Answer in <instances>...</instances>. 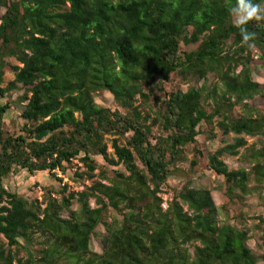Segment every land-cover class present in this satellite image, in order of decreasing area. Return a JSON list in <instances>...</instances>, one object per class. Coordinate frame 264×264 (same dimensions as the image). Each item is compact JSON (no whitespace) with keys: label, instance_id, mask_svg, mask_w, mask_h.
<instances>
[{"label":"trees","instance_id":"obj_1","mask_svg":"<svg viewBox=\"0 0 264 264\" xmlns=\"http://www.w3.org/2000/svg\"><path fill=\"white\" fill-rule=\"evenodd\" d=\"M235 4L0 0V264H258L248 232L220 222L210 190L185 185L166 210L160 196L184 149L198 145L201 126L215 120L211 140L224 146L207 165L223 178L226 199L239 201L264 185V147L248 148L244 138H264V107L250 104L262 94L252 64L264 67V20L246 25L255 36L244 45L230 14ZM253 47L262 52L254 62ZM6 73L14 80L3 89ZM173 76L204 83L169 91ZM18 89H25L23 125L13 137L4 130L11 106L3 101ZM99 92L111 94L116 109L96 104ZM139 101L153 111L149 124ZM241 149L252 167L230 170L226 160ZM194 152L205 164L200 149ZM99 160L115 169L113 179L102 173L95 180ZM17 169L48 173L56 183L43 189L42 202L30 201L4 183ZM72 170L82 191L57 175L78 183L68 176ZM75 203L79 210H72ZM110 208L122 219L106 221ZM95 236L101 254L92 250Z\"/></svg>","mask_w":264,"mask_h":264},{"label":"rangeland","instance_id":"obj_2","mask_svg":"<svg viewBox=\"0 0 264 264\" xmlns=\"http://www.w3.org/2000/svg\"><path fill=\"white\" fill-rule=\"evenodd\" d=\"M196 47V46H195ZM252 61L258 60V55L262 52L257 47L252 48ZM253 61V62H254ZM9 62L13 65H19L14 59H9ZM255 68V71L252 74V79L254 82H257L262 87V94L257 96L252 103H250L253 107H264V67L256 66L255 63L252 64ZM241 70V68H239ZM209 79L215 78V75L210 74L208 76ZM14 80V75L11 73H6L3 77V83L1 84V88L5 89L10 82ZM216 80V79H215ZM204 83L202 81L195 80H185L179 79L178 76L172 77V82L166 86V89L171 91L174 89H180L183 92H187L189 88L196 87L201 88ZM25 94V89H18L17 91L11 92L6 95V99L3 103H8L11 106L10 111L6 114L4 118V130L6 133L13 137H18L21 135V127L23 125L20 119V112L22 108L21 98ZM95 102L101 107L109 108L111 110L116 109L113 96L107 92H99L94 95ZM136 107L142 112V115L145 119L148 120V124L152 122L153 116L152 109H149L148 105H145L143 102L139 101L136 103ZM204 107L208 112L213 110L212 101L208 100L204 102ZM241 112V111H239ZM150 117V118H148ZM216 121L214 125L216 126ZM213 125V127H214ZM212 126L203 124L201 126V131L205 132L204 134H200L197 139L198 145H190L189 147L184 149V157L185 160L179 162L175 168H172L171 171L173 173L172 178L169 179L166 186H164L161 190L162 193L160 196L163 198V203L165 200L174 196L178 191H180L185 185H189L191 188L197 189H207L211 191L212 198L220 210V216L218 217L220 222L223 220L226 224H230L231 226L237 227L238 229L245 230L249 234L248 246L253 251L254 255L258 258V264H264V185L262 187H258L256 191H253L250 195L245 196L241 200L231 201L229 202L225 195V187L224 180L222 177H218L211 169L208 168L209 158L216 150L223 147L224 144L220 140H211L210 130L213 129ZM213 133L217 134L218 129L214 128ZM154 133L157 135L159 133V127L153 128ZM247 141L248 148H256L260 149L264 147V138L263 137H244ZM234 139L233 135H230L226 138L228 143H232ZM106 140H109L107 137ZM199 148L202 154L204 155L205 164L203 163L200 155H197L194 152V148ZM109 152L112 154L113 151L110 148L109 144ZM241 156L232 157L226 160V164L230 170H238V169H250L252 167L251 163L244 159L245 150L241 149ZM196 161L198 166L191 167V162ZM77 162H74V166L77 165ZM81 167V165H79ZM75 169V167H72ZM123 172L122 170H120ZM75 170L69 172V178H74L73 173ZM85 172L84 169L80 170V173ZM105 173L108 179H113L115 176V169L104 165L101 160H99V167L96 171L97 179L99 180V175ZM59 178H63L64 182L68 183L72 188H79V179H75L76 182H70L67 177L64 178L60 173H57ZM66 179V180H65ZM5 185L13 192H17L20 196L24 198L34 201L38 200V202H42L44 199V188H52L55 185V181L48 173H37L34 176H31L24 170L17 169L13 175L7 178L4 181ZM81 183V182H80ZM104 184L109 185L110 182L107 180L103 181ZM91 182H87V185H90ZM255 184L251 183L250 188L255 189ZM169 202V200L167 201ZM90 206L94 208L96 206L95 199H90ZM43 208L45 205L42 206ZM163 207V206H162ZM168 208V206L166 207ZM166 208H163L166 210ZM223 208V209H222ZM72 210H79V206L75 203L72 207ZM185 210H187L185 208ZM64 218H68L69 214L66 211L62 213ZM114 218L121 220L122 217L113 209H109L106 213V221L112 222ZM105 233L103 226H100L97 229L98 235H103ZM92 250L93 252L101 254L103 252V247L100 241V238L96 236L92 239ZM7 251H11L12 254H17L19 259H27V253L25 251L20 250L18 252L14 248H6Z\"/></svg>","mask_w":264,"mask_h":264},{"label":"clouds","instance_id":"obj_3","mask_svg":"<svg viewBox=\"0 0 264 264\" xmlns=\"http://www.w3.org/2000/svg\"><path fill=\"white\" fill-rule=\"evenodd\" d=\"M230 14L234 26L240 30L242 43L251 47V41L254 39L255 33L250 32L246 25L253 20H264V6L253 3V0H236Z\"/></svg>","mask_w":264,"mask_h":264},{"label":"built area","instance_id":"obj_4","mask_svg":"<svg viewBox=\"0 0 264 264\" xmlns=\"http://www.w3.org/2000/svg\"><path fill=\"white\" fill-rule=\"evenodd\" d=\"M66 180V179H65ZM74 190V189H73ZM82 191L83 190V187H79V188H75V191ZM168 200H167V198H166V200H165V203L162 205L163 206V208H166L167 206H168V202H167ZM167 209V208H166Z\"/></svg>","mask_w":264,"mask_h":264}]
</instances>
